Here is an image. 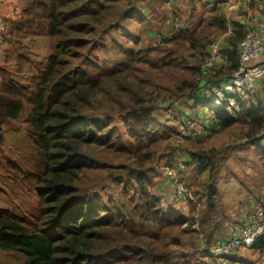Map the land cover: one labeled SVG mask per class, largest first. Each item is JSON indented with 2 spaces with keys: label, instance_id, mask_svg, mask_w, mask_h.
<instances>
[{
  "label": "trees",
  "instance_id": "1",
  "mask_svg": "<svg viewBox=\"0 0 264 264\" xmlns=\"http://www.w3.org/2000/svg\"><path fill=\"white\" fill-rule=\"evenodd\" d=\"M171 2L29 0L21 18L11 23L4 43L15 48L0 63V167L20 168L3 155L5 126L20 119L25 109L28 135L42 156L35 183L41 211L35 225L0 208V249L23 254L20 264H195L192 252L175 253L184 239L204 231L192 226L204 213L197 204L216 207L218 189L212 180L218 168L217 153L199 137L183 135L179 126L177 131L162 122L157 109L170 113L171 105L193 101L195 107L202 105L211 113L213 121L206 126L210 132L242 122L251 137L264 128V108L245 106L240 100L234 114L227 110L228 101L214 104L205 93L207 85L221 84L238 69L235 43L247 33L243 25L229 39L232 63L221 83L215 81L223 68L217 71L215 64L209 73L201 69L209 52L199 65H191L165 45L184 33L182 25L175 27L173 36L161 34L162 47L153 44L152 15ZM114 18L118 20L109 27H116V33L133 44H120L128 59L106 67L100 65L98 55L93 58V49L100 47L103 54H109L116 46L105 25ZM130 20L138 24L135 31L125 25ZM219 24L227 28L223 20ZM43 31L53 38V50L46 66L25 82L19 74L34 60L27 55L23 40ZM204 32L193 31L191 48L206 49L210 41H205ZM221 51L225 54L222 46ZM14 58L15 66H11ZM202 89L204 97L198 95ZM115 113L120 114L122 126L114 122ZM173 119L180 124L188 120L179 112ZM176 133L175 140L183 141L185 147L175 149L186 151L188 158L169 162L167 171L189 164L208 183L205 201L199 202L181 178L188 188L189 213L194 216L179 211L173 201L166 207L168 199L152 192L159 176L154 167L159 149ZM87 184L93 188L86 190ZM251 248L264 252V233ZM215 257L235 263L230 261L234 254Z\"/></svg>",
  "mask_w": 264,
  "mask_h": 264
},
{
  "label": "crops",
  "instance_id": "2",
  "mask_svg": "<svg viewBox=\"0 0 264 264\" xmlns=\"http://www.w3.org/2000/svg\"><path fill=\"white\" fill-rule=\"evenodd\" d=\"M257 1L188 0L187 15L182 18L180 16V9H182V5L180 3H177L176 0H174V3H168L166 5V8L163 6L164 10L160 8L158 14L153 13L152 15L154 17L153 22L155 21V25H152V32L155 40V42L153 41V44H159V46L162 47L163 42H161V34H163L164 37H167L169 35L173 36L175 34V27L182 25L181 31L184 30V33L179 35L172 42H168V44L166 43L165 45H168L169 48L173 50L176 55H179L185 61V63L191 65H199L201 59L204 56H207L208 52L210 54L213 43L220 42L225 54H223V57L218 59L216 62V70L218 71L220 68L223 69L222 71H220L221 74L215 82L221 83L222 80L227 77L226 72H229L228 69L230 67V64L232 63L229 50L233 48V43L229 42L231 36L226 37L227 31L229 30V28L232 30H237L239 25H243L245 28H247L250 22L252 21V17L256 14L255 7ZM26 5V0H10V2L4 6V9L6 12L9 13V16L16 18V16L20 15L21 9H24ZM198 5L201 6V9L197 10L199 14L195 16L193 15L191 21L189 23H186L184 19L190 14V12L194 13V9H197ZM15 10H17V15H10L13 14ZM218 10L223 11V13L221 14L220 12H218ZM180 19L182 20L181 22ZM202 20H204L203 23H201ZM219 20H223L225 26L227 24V28L225 27V30L221 28ZM183 21L185 22V24H183ZM196 29H205L206 33L204 32V37H207L205 41H210L206 49H202V51L194 50L193 48H191L190 45V37L193 31H195ZM155 32L160 33L155 35ZM243 40L244 38H242L241 41L238 40L235 43L237 46L238 56L242 47ZM184 47L186 48V51H184ZM0 63H2L1 58ZM255 64L257 66L258 74L257 86L259 97H248L241 100L245 103V106L261 105L264 108V55L257 59L255 61ZM202 92L203 89L199 91L198 95L203 96L204 94L202 95ZM171 106L172 107L170 109V113L169 111L167 112L164 109L160 110L158 114L162 117H165V114H168L171 117L172 111H177L179 112L180 116L190 121V119L193 118L191 117L192 114L189 113L190 111H195L193 114L197 116L201 113L199 112L200 109H203L204 114L200 115L201 119L205 116L209 117L207 110H205L202 105H200L199 107H195L193 101H183L181 103H177ZM158 114L156 113L157 117L159 118ZM196 118L197 117H195V119ZM198 121L199 120L195 121L196 124H201L200 127L205 130V133H213L217 131L213 139H215L217 136L224 133L225 131L232 129V127L237 124L236 123L232 126L225 128L219 126L216 127L217 129L210 132L209 130H207L206 126L207 124H210L213 120H203L200 122ZM238 123H241L240 127L243 128L242 132L240 130L238 134H234L232 137L228 135L225 136L223 142H220L219 144L215 143L213 140L214 146L210 147L215 149L218 158V168L214 177V179L216 178L215 180L218 189V193L217 195H215V204L216 201L220 202L217 207H215V215H212L213 219L209 218V225L207 227V230L203 229L205 230V232L198 236L199 238L197 239V241H194V243L197 242V246L201 247V252L203 250V254L209 257V259L214 264H222L223 262L217 259L215 255L211 253L212 246L219 237L225 236V238H227L232 233V231L240 225L241 221L244 219V215H246L245 212L248 207L247 203L249 195L253 193L251 192L253 186L256 185L259 176L263 174L264 170V128L260 131H257L253 136L249 137V127L247 126V124L242 122ZM227 138H233V141H235L234 144L231 142L227 144ZM218 145H224L227 151L223 162L224 166L219 172H217L220 166L219 148L217 147ZM185 165L191 167V165L189 164H184L182 168ZM167 180L173 183V191L175 188V182L173 178L168 175ZM163 187L167 188L166 186ZM172 191H170L169 194L164 191L162 193H159L158 195H161L165 199L170 200V194L172 193ZM220 192L222 193L221 196H219ZM187 199H185L184 201H186ZM244 199L246 203L242 205ZM210 226L212 227L210 228ZM238 252L239 255L237 253H234L233 260L230 261H233L236 264H264V252L261 249L241 248ZM199 261V256H194L195 264L199 263ZM204 261L210 263V261L208 260Z\"/></svg>",
  "mask_w": 264,
  "mask_h": 264
},
{
  "label": "rangeland",
  "instance_id": "3",
  "mask_svg": "<svg viewBox=\"0 0 264 264\" xmlns=\"http://www.w3.org/2000/svg\"><path fill=\"white\" fill-rule=\"evenodd\" d=\"M176 1L177 3H180L182 5V9H180V16L184 18L187 15L188 0H176ZM9 2L10 0H7V2L3 5V9H4V6L8 4ZM28 2L29 0H26V4H28ZM200 9H201V6L198 5V8L194 9V13L190 12V14L184 19V21L186 23H189L193 15L195 16L199 14L197 10H200ZM218 12H220L221 14L223 13V11L221 10H218ZM3 13L5 15V20L8 23L9 30H10L11 23L21 18V16L24 13V9H21L19 16H16L17 10H15L13 14H10V15L16 16V18L9 16L8 15L9 13L6 12L5 9ZM110 20L111 21H108V24H105L106 27L108 28L107 34H108L109 40L114 39L112 43L116 44V46L113 47V49L111 50L109 54H103L100 50V47L93 49V52H94L93 58H95V56L98 55L99 56L98 61L101 62L100 65L106 66V67L111 66V65L115 66L117 65V63L126 61L128 59L127 51L121 50L119 46L120 44L126 47H132V44H133V43H128V40L130 38H128L127 36L122 35L121 33L117 34L116 27H115L116 29L109 27L111 23L116 22L118 19L114 18ZM181 21L182 20L180 19V22ZM184 21H183V24H185ZM154 23L155 21L153 22V24ZM125 25L129 31H135L136 29H138L137 22L132 21V20H130L129 22L127 21ZM9 30H8V33H9ZM233 33L237 35V31L235 29L232 30L229 28V30L227 31L226 37L235 36V34ZM153 41L155 42V40ZM5 42L6 43H3L2 54L0 56V58L2 59V62H4L5 59L7 58V54L10 55V52H9L10 48H15L14 45L9 44L7 41ZM23 43L27 47L30 53V54L27 53V55H29L30 58L34 60L32 65L30 64L27 65L25 70L21 72V74H19V77L23 81L28 82L31 79V77L37 73V71H39L41 68H44L46 66L44 62L50 56V53L53 50V38L49 37V35L45 31H43V32L28 36L27 38H25V40H23ZM20 51L26 52V49H23L21 47ZM184 51H186L185 47H184ZM10 59H13V57H11ZM15 62L16 60L14 58V60L10 61V65L15 66ZM74 62H79V60H74ZM93 69L97 70L98 68L95 67ZM159 111H160V107L157 109V113ZM194 112L195 111L189 112L192 114L191 117L193 118L190 117L191 118L190 121L187 120V122L190 123L189 125L190 129H193V128L198 129L201 125V124H196L195 122L201 119V116L200 117H198V115L195 116V114H193ZM199 112H201L200 113L201 115L204 114L203 109H200ZM175 114L178 115V112L172 111L171 117L168 114H165V117L164 116L162 117L159 114L158 115H159L160 120H162V122H165L171 128L177 129L180 123L176 122V120L173 119V116ZM195 117L197 118L195 119ZM203 118L205 119L206 116ZM210 119H212L211 113L209 114V118L206 119V121H209ZM114 122L117 124H120L121 126L123 125V120L121 119V116L119 113L114 114ZM240 124L241 123H237L236 125H234V127H232V129L225 131L224 133L217 136L215 139L213 138L215 137L214 135L217 131L213 133H209V132L204 133L199 138L204 142L205 147L210 148L211 146H214L213 140L215 143L219 144L220 142H223L225 136L228 135L232 137L234 134H238L240 130L242 132L243 128L240 127ZM5 128H6V138H5L3 155L7 159L11 158V160L18 162L21 170L19 168L16 171H10L7 169H1L0 167V208H7L13 211L16 216L23 218L24 221L29 220V222H31V225L34 226L35 221L38 219L40 215V211H41V205H40L41 200L38 195V191L35 189V183H36V175L39 173V170H40L39 165L41 164L40 161L42 159V156L40 154V151L32 144L31 139L28 135L29 127H28V123L26 120V109L23 111L20 119L14 122L8 123L5 126ZM176 135L177 133L174 134L171 138H169L166 142H164L159 149L158 156H157V159L154 165L157 172L159 173V176L157 177V179H155L154 187L152 188V192H155L156 195L164 191H166L169 194L170 191H172L173 189V186H174L173 183L167 180L168 179L167 173L169 171V170L167 171V169L169 168L168 163L171 161L176 163L178 160V157H181V160L188 158L186 151L184 150L177 151L175 149L177 146L182 147L183 145H185L183 141L175 140ZM227 139H228L227 144H229V142L234 144L235 141H233V138H227ZM186 144H187V141H186ZM217 147L219 148V156H220V160H219L220 166H219V170L217 171L219 172L224 166L223 162L227 154V151L224 145H218ZM180 168H182V166L181 167L179 166V169ZM179 169H175L177 180H181V178L186 180L187 182L186 185L192 191L191 196L196 198V200H198L199 202L201 200L204 202L205 201V197H204L205 186L208 183L206 180H204L203 174L198 169H195L193 166L190 167L188 165H185L180 172L178 171ZM215 179L212 180L214 183H216ZM97 181L99 182V179ZM163 186H166L167 188H164ZM121 187L118 185L117 190H121ZM92 188H93L92 184H87L85 186L86 190H91ZM262 189H264V170H263V174L259 176L258 181L256 182V185L253 186V189L251 192L253 193L259 192ZM221 195L222 193L220 192L219 196ZM188 199L178 204L177 203L175 204L174 202V204L179 209V211L191 215V213H189L191 211V207L188 203ZM219 202L216 201V204H215L216 207L219 204ZM164 203H165V206L168 207L173 202L171 200H167ZM245 203L246 201L244 199V201L242 202V205ZM202 206H203L202 213L204 211L202 219L198 217L195 218L196 223H194L192 226L198 230H201V229L207 230V227L209 225V218L213 219L212 215H215L214 213L215 208H210L206 203L197 204L198 209H200ZM31 213L34 214L33 217H31ZM199 213L200 212H198V214ZM191 216H194V215H191ZM211 227L212 226H210V228ZM203 232H205V230L202 231V233ZM202 233L200 232V235ZM198 238L199 237H194L193 239H184L182 246H180L175 253L176 256L184 252H192L193 260H194V256H199L200 258L199 263H196V264H214L209 259V257L203 254V250L201 252V247L197 246L196 244L197 242L194 243V241H197ZM219 238L223 239L225 238V236H221ZM239 250L235 252L238 255H239V252H238ZM24 258H25L24 255L21 253L14 252V251L7 252V251L0 249V264H20L21 262L24 261ZM204 260H208L210 261V263ZM222 262H225L222 264H228L226 261H222ZM216 264H220V263H216Z\"/></svg>",
  "mask_w": 264,
  "mask_h": 264
},
{
  "label": "built area",
  "instance_id": "4",
  "mask_svg": "<svg viewBox=\"0 0 264 264\" xmlns=\"http://www.w3.org/2000/svg\"><path fill=\"white\" fill-rule=\"evenodd\" d=\"M7 0H0V56L5 35L9 25L5 20L3 5ZM256 14L247 27V33L239 53V67L221 84H209L205 88L206 96L214 99V104L228 101L227 110L236 114L240 108V100L248 97H259L257 86V66L255 61L264 55V0H258ZM223 57L220 42L212 45L208 58L201 65L204 73ZM199 120L198 122H200ZM190 123L179 125L180 133L191 137H200L205 133L203 128L190 129ZM168 174L175 182V188L170 194V200L181 203L187 198L188 188L181 180H177L176 171L170 169ZM247 210L240 225L227 238H218L211 248L212 254L219 258L233 255L241 248H251L257 237L264 233V189L249 195Z\"/></svg>",
  "mask_w": 264,
  "mask_h": 264
}]
</instances>
